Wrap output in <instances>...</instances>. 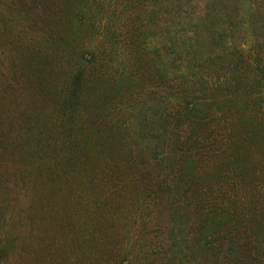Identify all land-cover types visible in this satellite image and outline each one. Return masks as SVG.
Here are the masks:
<instances>
[{"label":"rangeland","instance_id":"374dc122","mask_svg":"<svg viewBox=\"0 0 264 264\" xmlns=\"http://www.w3.org/2000/svg\"><path fill=\"white\" fill-rule=\"evenodd\" d=\"M205 15L221 25L197 52L190 20ZM263 18L264 0H0V264H264V236L248 243L264 228V77L245 63ZM155 105L159 143L132 128ZM212 127L248 135L257 172L219 157ZM203 195L253 226L232 243L228 225L205 230Z\"/></svg>","mask_w":264,"mask_h":264},{"label":"trees","instance_id":"16d2710c","mask_svg":"<svg viewBox=\"0 0 264 264\" xmlns=\"http://www.w3.org/2000/svg\"><path fill=\"white\" fill-rule=\"evenodd\" d=\"M192 27H191V32H192V37L195 38L196 43H195V47H197V52L200 51V48L202 46V48H204V50L209 49L210 45H212V43H210L211 41V37L214 40L213 36L210 37L211 34H215L216 32L214 31V29L216 27H219L221 24H219L217 22V20L215 19H211L206 15L203 17H199L198 19H194V20H190ZM263 26H264V18H263ZM262 37L264 39V32L262 33ZM216 40V39H215ZM214 40V41H215ZM192 48V47H191ZM259 50H262V52H260ZM258 50V52H254V54H248V57H246V61L244 60L243 56H242V60L245 61V63L247 64V67H249L250 65H253L252 70L253 72L256 73L257 76L261 75L262 77H264V46H262L260 49ZM228 52V51H227ZM229 54V53H227ZM218 55V53H217ZM222 58V56H220ZM232 69H230L231 73H234L233 70L235 69V66L231 67ZM222 77V76H221ZM81 81L83 82L82 78L77 76V80L73 81V79L69 81L68 84V92L65 96L66 100L63 103L64 106H68L69 104H72L73 102H75V100L78 101V98L76 95H74L73 93H77V87H81L80 83ZM84 83V82H83ZM88 83V82H87ZM71 94V96H69ZM172 97V96H171ZM173 99V98H170ZM193 106V105H192ZM197 104L195 106H193L192 108L189 106H186L183 110H185L186 113L190 114V112L192 114H196L200 116V109L198 107ZM157 115H159V110L157 109V106H152L149 108L146 107H140L135 116H134V125H132V128L134 130V132L139 133L140 136H142L144 139L149 138L153 143H159L160 142V136L156 135V133H154L153 135V139L148 137V134L151 133V120L153 118H155ZM191 115V114H190ZM202 118V117H201ZM199 117V119H201ZM95 121V119H94ZM97 123V124H96ZM105 125L104 121H96V122H91V126H89V133L87 134L88 138L90 137L92 140V143H100L99 138H97L98 133L97 130L98 128L101 127V125ZM184 127V126H183ZM185 130L183 129V133H184V137L187 136V134L190 132L189 128L192 127L191 124H187L185 125ZM212 129V133L208 136L205 137L204 134L207 133V131H203L201 134V138L203 139V141L211 138L212 134L215 133L216 136L218 137L219 135H221L220 138V146L218 148L219 152V157L221 158H227V161L229 163L234 162L235 160L238 163V167L243 171H254L257 172V164L256 162H253L252 156H251V150L252 148L249 150L248 145H247V140H248V135H246L243 138H240V134L236 133L235 135L231 136V141L230 142H225L224 139L222 138V134H219L217 131ZM213 137V136H212ZM258 137H261L260 139H258ZM253 139L256 138V142H258L259 140L264 141V137L260 136V134L256 133L253 135L252 137ZM242 141V142H241ZM187 144L189 145H193V148L196 147L194 146L199 144L196 142H191L190 140L186 141ZM264 145V144H263ZM263 145H258L256 144V147H261ZM163 146V145H162ZM164 147V146H163ZM202 147V146H199ZM159 146L157 145L156 147H154L153 151H155L154 153V158H158L161 152H159L158 150ZM198 151H200V155L203 156L206 153L215 155L216 153L213 152L212 150H206V148L202 147V148H197ZM215 150V149H214ZM228 150H230V152H228ZM241 152H238L240 151ZM217 152V153H218ZM257 152V151H256ZM240 153V154H239ZM176 157H178V155H175ZM190 160H192L190 157H188ZM187 159V158H186ZM195 159V158H194ZM199 160H201L199 158ZM183 162V160H181ZM260 163V161H257ZM162 166V165H161ZM183 167H186L185 165ZM187 169H192V166H187ZM262 183V180H260ZM264 189V188H263ZM156 193V192H155ZM202 194V193H201ZM204 197H201L200 201L203 202H197L198 203V207L200 210V214L202 217L205 216V218L207 220L211 219L212 221H207L206 222L210 225L207 226L205 228V230H216L217 232L221 231L220 229V225H218V227H215V224H224V226L226 227L228 225V227H230L229 232H230V238L228 239H232L231 243L235 241L236 237L238 238V234H236L234 231H232V227L235 228L236 230H240V225L241 224H247V227H250V225L253 226L252 220L251 218H254L255 213L251 212L250 214L246 215V222H242L240 219H238L236 217V220L238 221L239 226H236V224L234 223L233 219H227L226 215L229 216H233L235 217L236 215L239 216V212L237 208H235L234 210H231L230 207H226V204L224 202V200L222 201V203L217 202L218 198L220 197H209L206 195H203ZM244 210V209H243ZM183 213H186V209L183 210ZM184 215V214H183ZM231 225V226H230ZM224 226L222 227L224 229ZM205 232V241L203 243V249L205 251H207V249H209V251H211L210 253H207V255H210L213 257L220 254V250L219 249V245H223L224 241H220L219 245L216 243V241H214L215 239L212 238L211 233L210 232ZM249 237H248V243L249 241H253V243L259 242V238H261L260 236L263 235L264 236V228L262 226H258V230L256 231L253 227L250 229L249 232ZM207 240H209V242H206ZM259 247H257L256 249H258ZM234 250H227L228 253H234ZM238 252H240L241 250H237ZM256 251V250H253ZM202 257H205L202 255ZM200 256V257H201ZM221 256H224L225 259H228V254H222Z\"/></svg>","mask_w":264,"mask_h":264}]
</instances>
